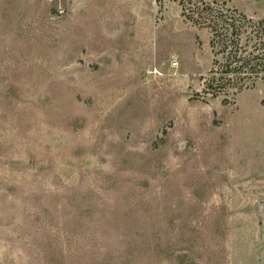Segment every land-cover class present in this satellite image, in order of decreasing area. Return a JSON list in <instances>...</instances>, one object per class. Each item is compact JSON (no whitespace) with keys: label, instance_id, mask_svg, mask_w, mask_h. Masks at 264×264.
<instances>
[{"label":"rangeland","instance_id":"rangeland-1","mask_svg":"<svg viewBox=\"0 0 264 264\" xmlns=\"http://www.w3.org/2000/svg\"><path fill=\"white\" fill-rule=\"evenodd\" d=\"M211 39L173 0H0V264H264V81L213 98Z\"/></svg>","mask_w":264,"mask_h":264},{"label":"trees","instance_id":"trees-1","mask_svg":"<svg viewBox=\"0 0 264 264\" xmlns=\"http://www.w3.org/2000/svg\"><path fill=\"white\" fill-rule=\"evenodd\" d=\"M173 1L180 4L186 20L212 32L215 61L207 81L208 94L218 98L236 90L237 95L264 81V34H249L258 27L246 15L218 0Z\"/></svg>","mask_w":264,"mask_h":264}]
</instances>
